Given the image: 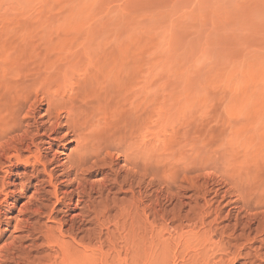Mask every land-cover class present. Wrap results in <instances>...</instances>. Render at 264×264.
<instances>
[{"label":"rangeland","instance_id":"374dc122","mask_svg":"<svg viewBox=\"0 0 264 264\" xmlns=\"http://www.w3.org/2000/svg\"><path fill=\"white\" fill-rule=\"evenodd\" d=\"M19 83L92 102L95 154L79 205L66 176L16 199L32 228L2 264H264V0H0Z\"/></svg>","mask_w":264,"mask_h":264},{"label":"bare ground","instance_id":"6f19581e","mask_svg":"<svg viewBox=\"0 0 264 264\" xmlns=\"http://www.w3.org/2000/svg\"><path fill=\"white\" fill-rule=\"evenodd\" d=\"M49 63L31 62V65L46 68L48 65L51 67L59 65L61 61ZM27 65L29 66L30 63ZM70 87L67 90H55L51 93L40 92L35 83H19L18 86L9 89V93H2L0 89V235L9 231L13 222L12 234L9 235L11 240L5 243L7 248L13 243V239L24 238L22 235L14 236L13 233H28L32 228L30 222L34 218V212L28 210L29 205L25 203L26 201L21 205L15 204V201L20 196H24L25 190L34 179L36 182L33 183V199L42 192L43 181L40 179L42 175L50 179H58L60 176L69 177L71 186L76 184L70 191L71 200L75 198V206L82 203V197L88 194L86 191V187L89 186L88 176L92 173L87 170L89 167L86 165L91 156L90 135L93 134L90 133V128H87L89 120L87 121L88 112H85V109L92 102L85 100L78 91L73 92ZM69 89L74 94H68ZM65 95L67 97H64ZM43 106L45 108L41 112ZM64 129L67 131L63 132ZM63 138H68L67 142H75L73 151L71 150L75 155H72V160L69 159V155L70 162L66 160L69 164L66 161L60 163L61 160L54 154L50 156L54 142ZM60 167L62 172L59 174L57 172ZM7 205L8 208L17 209L18 214L7 215L3 210ZM6 254L7 251L0 250V264L6 261ZM84 256L86 258L83 264H89V254L84 252ZM69 264H77V262L72 260Z\"/></svg>","mask_w":264,"mask_h":264}]
</instances>
